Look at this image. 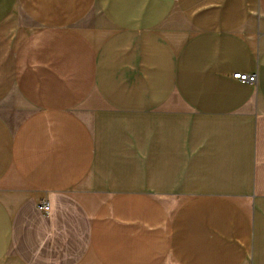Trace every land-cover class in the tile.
<instances>
[{
    "label": "crops",
    "instance_id": "1",
    "mask_svg": "<svg viewBox=\"0 0 264 264\" xmlns=\"http://www.w3.org/2000/svg\"><path fill=\"white\" fill-rule=\"evenodd\" d=\"M0 264H264V0H0Z\"/></svg>",
    "mask_w": 264,
    "mask_h": 264
},
{
    "label": "built area",
    "instance_id": "2",
    "mask_svg": "<svg viewBox=\"0 0 264 264\" xmlns=\"http://www.w3.org/2000/svg\"><path fill=\"white\" fill-rule=\"evenodd\" d=\"M231 77L240 82H248L253 85H255L256 83V74L235 72V73H232ZM36 207L39 211H41L44 214H47L49 212V203L46 199L38 202L36 204Z\"/></svg>",
    "mask_w": 264,
    "mask_h": 264
}]
</instances>
